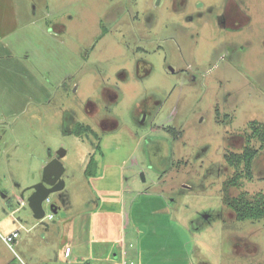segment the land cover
I'll return each mask as SVG.
<instances>
[{
  "label": "rangeland",
  "instance_id": "374dc122",
  "mask_svg": "<svg viewBox=\"0 0 264 264\" xmlns=\"http://www.w3.org/2000/svg\"><path fill=\"white\" fill-rule=\"evenodd\" d=\"M252 122L264 0H0V264H264V217L223 202L264 194V148L224 190ZM62 150L36 220L25 189Z\"/></svg>",
  "mask_w": 264,
  "mask_h": 264
},
{
  "label": "trees",
  "instance_id": "16d2710c",
  "mask_svg": "<svg viewBox=\"0 0 264 264\" xmlns=\"http://www.w3.org/2000/svg\"><path fill=\"white\" fill-rule=\"evenodd\" d=\"M252 139L260 143L258 149L249 145ZM247 143L241 153H231L225 157L226 163L235 170V174L224 183V190L238 188L240 186V179L243 177L252 179L253 161L264 148V124L256 122L250 124V134L247 138ZM94 167L95 161L91 158L85 173H90V170ZM223 202L234 212L235 218L238 221L258 220L264 217V194L258 193L253 196H247L246 193H241L236 197L226 195L223 198Z\"/></svg>",
  "mask_w": 264,
  "mask_h": 264
},
{
  "label": "water",
  "instance_id": "95a60500",
  "mask_svg": "<svg viewBox=\"0 0 264 264\" xmlns=\"http://www.w3.org/2000/svg\"><path fill=\"white\" fill-rule=\"evenodd\" d=\"M65 151H59L57 158L47 162L42 171L41 181L28 186L25 190L31 191L28 197V207L31 210L33 217L36 220H42L45 216L43 204L49 200V196L62 191L65 187L62 175L64 167L61 164L60 158L64 157ZM24 194H21L20 199L23 200ZM54 212V205L50 206Z\"/></svg>",
  "mask_w": 264,
  "mask_h": 264
},
{
  "label": "flooded vegetation",
  "instance_id": "af4514ba",
  "mask_svg": "<svg viewBox=\"0 0 264 264\" xmlns=\"http://www.w3.org/2000/svg\"><path fill=\"white\" fill-rule=\"evenodd\" d=\"M221 23H223V24H226V20L223 18L222 20H221ZM256 149V148H255ZM58 156H51V158H50V160H52V159H54V158H57ZM49 160V161H50ZM253 166V165H252ZM252 175H253V172H252ZM225 205V204H224ZM226 206V205H225ZM227 207V206H226ZM228 208V207H227ZM228 209H230V208H228ZM231 210V209H230ZM231 212H232V214L234 215V218H235V214H234V212L231 210ZM216 216H213V215H211V214H202L201 216H199V218L197 219V220H195V221H192V224L194 225L195 223H200L201 221L204 223V221L203 220H206L207 222H209L210 220H212V219H214ZM194 227H195V229H198L199 228V225H194ZM233 252H234V254L235 255H239V256H241V251H243V250H245L247 247H248V245L246 244V242L243 240V239H241V238H237L236 239V242L233 244ZM250 248V247H249ZM199 264H208V263H199Z\"/></svg>",
  "mask_w": 264,
  "mask_h": 264
},
{
  "label": "built area",
  "instance_id": "2783aa9c",
  "mask_svg": "<svg viewBox=\"0 0 264 264\" xmlns=\"http://www.w3.org/2000/svg\"><path fill=\"white\" fill-rule=\"evenodd\" d=\"M22 204V201L21 203ZM52 215H49L48 216V219H52ZM44 218H46V214L44 216ZM19 237V233L18 231H14L13 233L7 235V236H4V237H1L3 242L10 248L12 249V245L13 243L16 241V239ZM58 264H67V263H58ZM119 264H134L132 261H127L125 258H121V262Z\"/></svg>",
  "mask_w": 264,
  "mask_h": 264
},
{
  "label": "crops",
  "instance_id": "0c3cea01",
  "mask_svg": "<svg viewBox=\"0 0 264 264\" xmlns=\"http://www.w3.org/2000/svg\"><path fill=\"white\" fill-rule=\"evenodd\" d=\"M50 158H51V155H50V157H49V158H48L46 161H44V163L48 162V161L50 160ZM21 178H23V179H24V176H22V174H21ZM22 181H23V180H22ZM25 186L27 187V185H26V184H25ZM25 186H24V187H25ZM24 187H23V188H24ZM55 209H56V208H55Z\"/></svg>",
  "mask_w": 264,
  "mask_h": 264
}]
</instances>
